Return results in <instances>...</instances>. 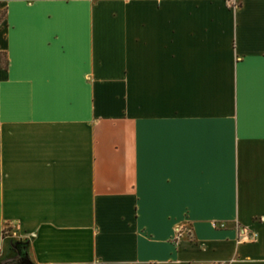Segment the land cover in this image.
<instances>
[{"label": "crops", "instance_id": "1", "mask_svg": "<svg viewBox=\"0 0 264 264\" xmlns=\"http://www.w3.org/2000/svg\"><path fill=\"white\" fill-rule=\"evenodd\" d=\"M0 264H264V0H0Z\"/></svg>", "mask_w": 264, "mask_h": 264}, {"label": "built area", "instance_id": "2", "mask_svg": "<svg viewBox=\"0 0 264 264\" xmlns=\"http://www.w3.org/2000/svg\"><path fill=\"white\" fill-rule=\"evenodd\" d=\"M221 227H225L224 224H221L220 225ZM187 234V235H191V231H190V228L188 226H182L181 228H179L176 232V236H175V240H178L180 239L184 234ZM257 238V235L256 234H252V237L250 238L251 240L253 239H256Z\"/></svg>", "mask_w": 264, "mask_h": 264}, {"label": "trees", "instance_id": "3", "mask_svg": "<svg viewBox=\"0 0 264 264\" xmlns=\"http://www.w3.org/2000/svg\"><path fill=\"white\" fill-rule=\"evenodd\" d=\"M1 65H3L4 68L7 67V62L4 60V58H1Z\"/></svg>", "mask_w": 264, "mask_h": 264}]
</instances>
